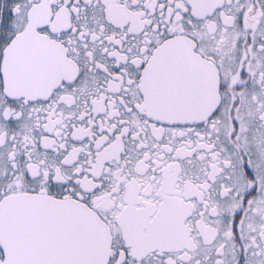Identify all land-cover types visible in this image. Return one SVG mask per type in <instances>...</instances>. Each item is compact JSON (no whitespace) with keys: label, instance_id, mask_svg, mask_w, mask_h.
<instances>
[{"label":"snow or ice","instance_id":"obj_1","mask_svg":"<svg viewBox=\"0 0 264 264\" xmlns=\"http://www.w3.org/2000/svg\"><path fill=\"white\" fill-rule=\"evenodd\" d=\"M0 264H264V0H0Z\"/></svg>","mask_w":264,"mask_h":264}]
</instances>
